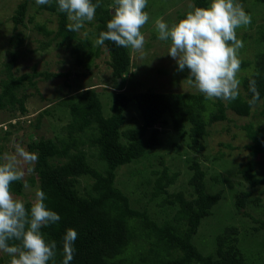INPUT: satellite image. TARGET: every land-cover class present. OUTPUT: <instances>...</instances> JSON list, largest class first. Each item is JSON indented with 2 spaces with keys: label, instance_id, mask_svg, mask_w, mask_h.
I'll return each instance as SVG.
<instances>
[{
  "label": "trees",
  "instance_id": "obj_1",
  "mask_svg": "<svg viewBox=\"0 0 264 264\" xmlns=\"http://www.w3.org/2000/svg\"><path fill=\"white\" fill-rule=\"evenodd\" d=\"M193 1L198 7L209 4V0ZM29 2L25 0L18 5L13 16L15 27L24 23ZM41 6L58 15V27L50 30L44 24L37 25L38 30L49 37L41 43L40 49L45 50L58 42L70 50L77 65L90 70L94 58L101 55L100 47L94 49L89 38H80L78 31L68 30L70 22L67 14L58 10L56 0ZM113 8L114 0H100L94 18L97 38L100 32L107 30ZM182 16L184 18L185 14ZM251 22L255 20L251 18ZM22 41L23 37L18 32L11 39V44H21ZM254 42L256 51L253 57L241 60V67L249 68L248 73L240 78L245 95L240 92L239 97L231 102L207 100L201 93L159 92L148 88L132 95L125 91L118 92L111 113L106 115L102 99L94 87L62 100L72 114L64 128L65 137H40L27 144L28 152L38 156L29 182L38 185V189L46 194V207L61 218L56 224L42 229L45 239L55 241L57 245L55 259L49 264H62L63 236L69 228L78 234L70 264H246L236 225L226 226L217 236V248L213 253H203L193 242L203 219L213 214V208L223 196L221 191L207 192L206 171L198 160L191 165L194 170L190 178V184L194 186L192 198H187L183 191H169L179 176L171 172L169 166L165 165L157 175L150 202L155 200L157 206L162 208H176L174 216L162 223L153 219L147 208L132 206L130 197L116 185V179L118 167L138 161L148 151L163 144L162 129L157 124L166 126L172 123L173 129L188 140L189 148L201 152L205 149L203 140L209 133L208 127L226 119L228 109L239 116L252 114L254 107L248 104L252 96L248 91L250 79L256 80L260 93L256 106L264 105V24L256 30ZM104 46L110 54L109 65L115 81L122 83L131 69L129 48L118 47L111 41H105ZM18 58V51L13 50L5 63L6 77L0 82V110L8 108L13 112L27 113L25 102L29 97L26 91L28 86L36 87L38 78L49 80L69 73L37 71L35 66L32 74L17 76L13 69ZM131 103L138 108L142 123L138 127L126 128V111ZM261 114L264 116V108ZM11 125L14 126L13 123ZM243 127L251 140L248 144L251 155L261 156L264 164V122L251 121ZM9 134L7 130L6 136ZM85 146L94 149L97 157L95 163L90 160ZM0 158H3L1 142ZM255 169L256 160L252 158L238 170L252 187L263 182ZM84 177L87 181L82 185ZM24 188L23 180L11 185L12 193L18 195L23 194ZM249 195V191L236 193L237 210L245 207ZM32 202L24 201L26 208L30 209ZM259 223L258 229H264V220ZM137 241H145L147 248L141 257L129 258V250L134 243L137 245ZM2 262L4 260L0 259Z\"/></svg>",
  "mask_w": 264,
  "mask_h": 264
},
{
  "label": "rangeland",
  "instance_id": "obj_2",
  "mask_svg": "<svg viewBox=\"0 0 264 264\" xmlns=\"http://www.w3.org/2000/svg\"><path fill=\"white\" fill-rule=\"evenodd\" d=\"M23 1L25 0H0V82L6 77L5 63L10 59V53L13 50L19 53L13 69L17 76L24 73L32 74L35 66L37 71L69 74L49 80L38 78L36 87L28 86L26 91L29 97L25 102L28 108L27 113L13 112L8 108L0 110V142L3 157L6 154H15L17 144L28 151V142L36 138L65 137L64 128L72 114L70 108L63 105L62 100L86 88H96L106 115L111 113L114 97L120 91L132 95L136 91L153 88L159 92L200 93L188 83L187 69L182 72L177 71L175 60L167 55L170 41L159 40L155 28V21L158 18H162L170 27L183 19L182 14L191 10L190 4L198 7L193 0H148L145 11L149 14V21L141 29L145 37L144 47L142 51L129 48L131 69L122 83L115 81L109 65L110 54L107 48L95 43L98 39L95 19L85 22V26L78 31L80 38L87 37L92 41L94 49L98 47L101 49V55L94 58L93 66L88 70L84 66L77 65L70 50L60 46L58 42H54L45 50L40 49L41 43L49 37L39 31L37 25L44 24L48 29L56 30L58 15L37 5L35 0H30L28 4L24 23L15 27L13 16L16 14L18 5ZM236 2L241 4L255 20L247 27L237 29V38L244 44L239 51V57L242 60L252 58L256 51L254 35L259 25L264 24V0H236ZM18 32L23 37L22 43L11 44V39ZM248 71L249 68L241 67L238 78L240 79ZM239 91L245 95L242 83ZM263 108L264 105L259 104L253 108L249 116H239L228 109L226 119L216 121L208 127L209 133L203 140L205 149L201 152L189 148L188 140L173 129L172 123L166 126L157 124V127L162 129L163 144L148 151L138 161L118 167L116 185L130 197L132 206L140 209L147 208L151 217L162 223L174 216L176 208L170 206L162 208L157 206L155 200L150 202L153 182L164 170V166H169L171 172L179 174L176 182L169 187V191H183L187 198H192L194 186L190 184V178L194 170L191 165L194 160H198L206 171L207 192L221 191L223 196L213 208V214L203 219L198 233L193 237V242L203 253H213L217 248V236L226 226L236 225L245 263L264 264V229H258L259 221L264 220V164L261 156L251 155L248 147L251 140L243 127L251 121L263 123L264 116L261 114ZM12 123L14 126L11 125ZM141 123L140 112L134 103H131L126 111L125 127H138ZM186 128L188 129L189 125ZM7 130L10 131L8 136H6ZM85 147L90 160L95 163L97 157L94 149ZM252 158L256 160L255 170L263 181L255 187L250 186L238 173V170ZM19 167L26 170L29 165L21 163ZM32 174L33 172L25 171L23 181L27 186L22 195L13 193L14 197L23 201H34L38 185L30 184L29 178ZM86 181L84 177L82 185ZM241 191H249L250 195L247 197L245 207L239 211L235 206L234 197ZM146 246L145 241H137V245L134 243L129 250L128 257H141ZM0 259L4 260L0 264H10L11 257L2 251H0ZM129 264L134 263L129 262Z\"/></svg>",
  "mask_w": 264,
  "mask_h": 264
},
{
  "label": "clouds",
  "instance_id": "obj_3",
  "mask_svg": "<svg viewBox=\"0 0 264 264\" xmlns=\"http://www.w3.org/2000/svg\"><path fill=\"white\" fill-rule=\"evenodd\" d=\"M51 0H35L37 5ZM58 10L67 14L69 31H79L91 22L100 0H56ZM148 0H114L113 14L106 31L99 33L96 45L111 41L118 47L142 51L145 37L141 29L149 21L145 11ZM191 9L171 27L162 19L155 21L158 39L170 41L167 55L175 60L177 71L188 70V83L207 100L231 102L240 95L241 71L239 51L244 44L237 38V29L247 27L251 16L236 0H210L207 7ZM258 75V73H256ZM248 100L255 107L260 100L255 79L249 80ZM38 161L35 153L17 144L15 154L0 158V251L6 253L10 264H49L56 256V242L47 241L42 229L60 221V216L46 207V194L37 189L30 209L23 200L14 197L11 185L24 179L25 171H34ZM29 165L22 170L19 165ZM27 186V185H25ZM77 232L69 228L63 236V261L74 258ZM11 242V243H10Z\"/></svg>",
  "mask_w": 264,
  "mask_h": 264
}]
</instances>
